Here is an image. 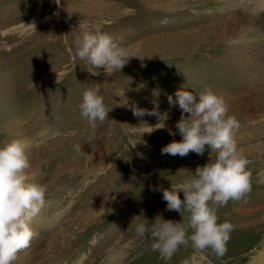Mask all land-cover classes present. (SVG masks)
<instances>
[{
	"label": "rangeland",
	"instance_id": "374dc122",
	"mask_svg": "<svg viewBox=\"0 0 264 264\" xmlns=\"http://www.w3.org/2000/svg\"><path fill=\"white\" fill-rule=\"evenodd\" d=\"M258 1L239 0L241 7L231 10L224 9L227 0H60V7L54 0H0V147L22 139L30 153L26 182L45 188L47 217L65 210L57 225L36 229L14 264H192L191 247L180 246L165 261L135 227L157 215L187 226L189 213L168 211L162 191L153 189L170 190L192 178L217 153L206 145L203 155L162 154L168 143L182 140L175 127L182 110L171 107L168 96L181 88L196 96L206 89L218 96L249 91L258 68L234 63L224 33L252 24L264 36ZM37 17L40 24L26 26ZM97 29L134 56L121 73L94 69L100 75L92 76L73 58L71 42ZM97 87L112 110L93 128L79 104L84 91ZM157 103L166 119L133 115V106L152 110ZM232 117L239 120L235 142L248 126ZM157 124L162 128L152 131ZM262 143L260 137L247 146ZM254 201L245 211L264 215V196ZM227 207L217 208V214L224 210L218 223L231 216L236 222L238 213ZM233 238L230 233L223 257L208 251L196 264H249L239 250L247 243L233 249Z\"/></svg>",
	"mask_w": 264,
	"mask_h": 264
},
{
	"label": "clouds",
	"instance_id": "9594fccd",
	"mask_svg": "<svg viewBox=\"0 0 264 264\" xmlns=\"http://www.w3.org/2000/svg\"><path fill=\"white\" fill-rule=\"evenodd\" d=\"M54 2L61 6L60 0ZM71 44L73 58L81 61L83 70L92 76L100 75V71L94 69H103L107 76L121 73L134 57L99 29L95 33L85 32ZM99 92L98 87L84 91L79 104L81 116L93 128L97 122L102 124L109 120L112 110L106 108ZM174 97L169 95L168 103L171 107L178 104L182 110L180 120L175 125L182 140L168 143L162 148V154L184 157L195 152L203 155L207 145L217 153L216 159L210 162V157L208 163L196 168L192 178L177 185L171 184L170 190L153 189L162 191L168 211H177L182 217L185 212L189 213L187 226L157 215L151 223L136 224L135 232L146 241H152L148 246L165 261L180 246L191 247L194 252L192 264H196L197 257L204 259L208 251L217 257L227 253L233 225L228 221L218 223L217 208L227 205L229 200H241L250 193L252 173L247 169L248 160L238 153L233 140L234 130L239 128V123L228 115V106L222 96L211 89L196 96L181 88ZM158 107V103L152 110L133 106L132 111L137 117L152 115L166 119L167 113L161 115ZM159 124L152 131L162 128ZM169 134L176 135L171 130ZM27 146L23 141L13 140L0 147V264H14L18 253L29 247L34 235L31 226L33 218L51 206L44 187L26 182L25 170L29 168L25 154ZM257 175L259 182L264 184V170ZM180 193H183V199ZM134 222L135 218L132 224Z\"/></svg>",
	"mask_w": 264,
	"mask_h": 264
},
{
	"label": "bare ground",
	"instance_id": "6f19581e",
	"mask_svg": "<svg viewBox=\"0 0 264 264\" xmlns=\"http://www.w3.org/2000/svg\"><path fill=\"white\" fill-rule=\"evenodd\" d=\"M227 1L229 2H226L227 5L226 7H224V9L229 7V9L233 10L234 8L239 9L241 7L238 3L239 0ZM257 5L263 7L264 0L258 1ZM41 22L42 19L40 17H37L34 20L28 22L26 26H32L33 23L35 24V26H37ZM231 28L233 29H229L227 32L225 31L226 33H224L227 37L228 45L232 48L230 49V58L234 61V63H237L239 65L247 62V64H252V68H256V70L258 68L257 75H254V81H251L253 85H250V87L248 86L249 91L246 90L245 93H238L236 91H232V93H226L225 91L220 95L224 98V101L228 106V115L239 118L243 121V123L241 122L242 124H244L243 126H248V128L245 131L243 130V132L241 133V138L236 139V141L234 142L238 153H240L244 158L251 157L257 160L256 164L247 165V169L252 173L251 192L241 200H229V202L227 203V205L229 204L230 206L227 207L228 212L238 213V215L235 214L237 218L236 222H230L233 225L231 236L234 234L233 239L235 240L232 248L238 249L239 245L247 243V246L244 250H242L241 248L239 249L241 251L242 261L244 262L245 260H250L249 264H264V215L251 214L244 209L252 205L250 204L251 201L256 200L257 202L259 200H262V197L264 196V184L259 182L260 177H258L257 175L261 170H264V143L252 149H250L251 146H247L254 140L260 139V137H262V139L264 140V36H261L259 34L261 32V29L258 27H254L252 24L247 27L235 24ZM236 28L239 29V31L235 30ZM25 154L29 160L30 153L27 154L26 152ZM31 178L34 179L35 176H31ZM64 213L65 210L58 213L53 218H48L46 210H42L32 220L31 226L33 229V233L36 231V229L48 230L51 225H57L59 219L64 215ZM220 213L223 214L224 210L222 209V212H219L218 214ZM231 220L232 216L231 218L228 217L226 218V220L224 219L222 221L229 222ZM244 232H246L248 235H245L247 238L246 240H244L245 237H242ZM246 252H248V254L243 257V254Z\"/></svg>",
	"mask_w": 264,
	"mask_h": 264
}]
</instances>
